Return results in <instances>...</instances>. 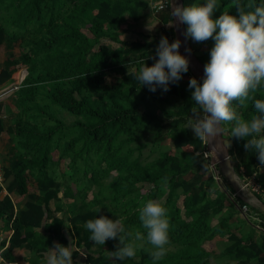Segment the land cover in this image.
Here are the masks:
<instances>
[{"label":"trees","instance_id":"1","mask_svg":"<svg viewBox=\"0 0 264 264\" xmlns=\"http://www.w3.org/2000/svg\"><path fill=\"white\" fill-rule=\"evenodd\" d=\"M148 1L0 0V44L7 50L18 48L16 55L11 53L2 61L0 85L9 82L15 70L25 69L18 88L11 93V109L0 103V132L6 130L11 136L8 168L3 169V175L12 174L10 187L19 196L29 198L24 208L14 214L10 201L0 200V214L13 227L7 244L0 243L1 264L12 262L17 248L39 252L53 239L65 246L70 242V248L79 246L84 254L81 264H153L149 252L134 261L127 258L114 262L111 253L116 250L118 239H109L112 244L107 249L102 246L103 253L90 252L91 233L85 228L87 220L105 215L113 220L120 218L125 231L133 236L137 231L147 236L138 210L150 199L158 200L167 209L169 242L176 246L156 264H216L212 257H219L221 264H264V223L256 238L230 228L236 223L235 203L240 206L247 201L234 194L226 205L223 191L216 190L212 197L206 189L210 178L203 175L208 162L207 155L202 157L205 145L202 138L190 134L186 125L190 112L199 111L191 100L188 82L193 76L189 71L182 74L178 84L170 83L169 91L157 88L151 92L162 95L164 100L179 99L175 110H163L160 116L146 105L140 111L137 109L131 90L140 83L128 72L138 71L143 63L151 66L155 62L153 57L158 59L156 47L161 36H166L169 43L173 41L170 26L169 36L164 34L154 40L128 41L118 37L123 15L137 19ZM236 2L218 0L219 9L213 18L225 10L238 15ZM252 2L260 4L264 0ZM194 3L204 1L182 0L184 6ZM155 16L162 23L170 22L168 6L157 9ZM184 27L186 30L187 25ZM103 38L106 43H100ZM190 46L206 64L204 53ZM130 65L131 70L127 69ZM250 95L264 100V85ZM232 107L245 120L258 114L251 100L247 107L233 101ZM58 111L69 113L72 121H61L56 116ZM4 113L12 114L5 127L1 118ZM221 126L224 136V124ZM149 128L154 131V142L160 143L170 135L171 144L166 150L158 151L151 161L144 163L136 157L130 159L131 150L127 147L124 152L119 151L136 132ZM228 139V158L243 164L255 161V150L246 151V141L232 137L231 129ZM62 159L67 160L70 182L81 181L86 187H94L84 211L70 218L75 226V244L49 207L60 186L52 166ZM26 171L33 178V191L26 185ZM111 171L115 175L106 182ZM253 172L255 182L264 186V169ZM145 185H149L146 191ZM42 232L46 235L42 236ZM223 232V246L214 255L206 242ZM71 250L73 264H78L74 262L77 250Z\"/></svg>","mask_w":264,"mask_h":264},{"label":"clouds","instance_id":"2","mask_svg":"<svg viewBox=\"0 0 264 264\" xmlns=\"http://www.w3.org/2000/svg\"><path fill=\"white\" fill-rule=\"evenodd\" d=\"M218 7V0H204L202 4L190 6L178 5L172 0L173 18L178 24L187 25L186 40L214 41L210 59L204 65L203 82L195 77L188 82L191 100L199 108V111H193L190 129L195 137H215L222 132L223 123H232L231 136L246 141L243 148L255 150L258 161L264 165V100L250 95L264 85V3L237 0L234 7L238 15L225 10L214 19L213 13ZM180 46L179 39L169 43L166 36H161L156 47L158 59L153 57L155 62L151 66L143 63L138 71L128 74L142 86H147L150 92H156L157 88L169 91V84H178L182 74L189 70V59L180 54ZM185 51L191 52V49ZM250 100L258 114L245 120L237 114L232 102L238 101L241 107H247ZM138 211L139 220L147 231V242L152 246L149 250L151 259L156 264L167 254V209L158 200L150 199ZM85 228L96 244L104 245L109 239H118L116 250L111 253L114 262L136 255V246L125 243L132 233L125 231L120 218L113 220L101 215L87 220ZM134 239L142 241L145 237L137 231ZM69 244L53 242L44 254L45 264H73Z\"/></svg>","mask_w":264,"mask_h":264},{"label":"rangeland","instance_id":"3","mask_svg":"<svg viewBox=\"0 0 264 264\" xmlns=\"http://www.w3.org/2000/svg\"><path fill=\"white\" fill-rule=\"evenodd\" d=\"M163 0H149L148 5L146 9H144L140 16L137 19H132L127 13L123 15V21L121 22L120 29L118 32V37L121 39H125L128 41H134L135 39L139 41H145V40H154L157 36H161L164 34H167L169 36L168 28L170 26V22H161L157 19L155 16L156 12V5ZM198 1H204V0H198ZM219 7L217 8L216 12L218 11ZM190 44L194 49H196L198 52L204 53V59L205 63H207L210 59V49L214 45V41L212 39L204 41V42H195L191 39ZM107 39L103 38L100 39V43H106ZM6 53H18V48L11 49L8 52L5 50ZM127 69H133V66H127ZM25 74L24 67H20L19 69L15 70L12 73L11 80L7 82L3 87H7L9 85H12L15 81L22 78ZM0 87V90L3 88ZM131 94L134 97V101L137 105V109L140 111L144 105L148 106L150 109H154L158 115L163 116L162 111L163 110H175L176 107L179 105L180 101L179 99L167 97V99H163L162 95H154L152 94L145 86H142L139 84L136 88L131 90ZM12 96L11 94H9ZM9 95H4V97L7 99L5 102L8 103L6 108L8 110L11 109V100ZM5 108V107H4ZM193 111L190 112L189 118L187 120V127L189 129V132L191 135H194L192 130L190 129V121L193 120ZM10 113V112H9ZM56 116L63 121L64 123H70L73 119V116H71L69 113L64 111H58ZM12 118V114H3V122L8 123L10 119ZM50 121V120H48ZM225 127L224 136L226 138V146L228 147L230 145L229 143V134L231 125L229 123H223ZM153 130L149 128L145 132L139 131L136 132L132 136V140L127 143L123 144L122 147H120V152H124L126 147L127 149H130L131 156L130 159H133L136 157V160L139 163H144L147 161H151L160 150H166L170 143V135H166L164 139L161 140L160 143L154 142L153 140ZM171 144V143H170ZM206 154L202 155V157H205ZM231 166H234L232 168L233 170V179L234 184L236 186V189H233L231 184L226 180V178L220 173L219 169L215 166V170L212 171L209 167L208 162L205 164L206 170L204 171L203 175L206 178H210L209 180V187H206V189L209 191L210 195L213 197V194L216 192V190H221L225 193L226 198L224 199V203L227 205V200H232L234 197V194H240L247 203L244 204V206L240 205L237 206L235 203V207L238 209L236 213V223H232L230 225V228L237 232H248L255 238L257 237L258 230L262 229L261 223H264V214L259 210L257 205V198L255 196H258L261 198L260 201H264V186H260L258 183L255 182L254 179V169L262 171L264 169V165L260 164V162L257 159V156L255 155V161L253 163H246L243 164L242 162L236 160V158L233 160V158H228ZM88 175V174H87ZM86 175V177H87ZM110 176L106 178V182L108 179L115 175L114 171H111ZM147 187L149 185L144 186V191H146ZM94 187L92 185H89L86 190L82 189V192L89 198L91 191H93ZM141 193L142 190H141ZM149 197V195H148ZM81 208V207H80ZM145 239L142 241H136L134 239V236L132 235L129 238L128 243H131L136 246V255L131 258L133 261L137 260L139 255L145 252H149V250L152 248V246L147 242L146 234L141 233ZM225 232L222 234H219L214 237L213 240L206 242L207 249L211 250L213 254H218L223 246V243L225 240ZM73 244H75L72 241ZM107 244H105V248L108 247L110 241H106ZM112 244V243H111ZM75 246V245H74ZM72 249L77 250V254L80 252L82 253L83 250L80 249L79 246ZM167 252H172L175 250L176 246L173 243H168L166 245ZM80 251V252H79ZM76 260L79 258V263H82L81 256H75ZM74 258V259H75ZM212 263H222L220 262L219 257H212ZM112 263V262H111Z\"/></svg>","mask_w":264,"mask_h":264},{"label":"crops","instance_id":"4","mask_svg":"<svg viewBox=\"0 0 264 264\" xmlns=\"http://www.w3.org/2000/svg\"><path fill=\"white\" fill-rule=\"evenodd\" d=\"M16 46H14L13 49L16 50ZM5 50L8 52L10 49H6L3 44H0V68L2 67V61L6 56L9 55H16V53L8 52L6 53ZM12 76V74H11ZM6 83H2L0 87H3ZM10 100L11 96L9 95ZM7 99L2 96L0 97V103L1 106H7L8 103L5 102ZM5 104V105H4ZM4 108V107H3ZM1 118H3V114L1 115ZM8 123H5L4 127L7 126ZM5 129V128H4ZM10 134L6 130H2L0 132V164L2 166V170L8 168V157H7V151L8 146L11 144L10 142ZM66 159H62L57 162L56 165L52 166V174L54 175V179L60 184L59 190L57 191L56 198L53 202H50L49 207L52 210V216L57 220L61 221V226L64 229V231L68 232L72 235V241L74 242L76 240L74 233H75V226L70 221V218L73 217L78 212L84 211L85 203L88 202V200L91 197V194L93 191H91L89 198L82 192V189L86 190L88 186H84V184L81 181L76 182H70L68 179V176L70 174L68 167H66ZM25 174L28 177L27 180V187L29 188V191H33V178L28 175V172L26 171ZM62 174V175H61ZM11 182H12V174L4 175V181L0 185V200L7 198L10 203L13 214L16 213L18 210L23 209L25 202L29 199L26 195L19 196L14 188H11ZM28 191V192H29ZM36 193V192H35ZM81 207V208H80ZM50 220H46V223H49ZM12 224L11 221L8 220L5 215L0 214V243L3 242V244H7L8 238L10 237V234L12 232ZM43 228H38V231H41ZM22 230V229H21ZM42 236H45V233H41ZM53 242H56L54 239L51 240V243L46 245L44 250L42 251H34L29 250L25 248H17L13 251V261L9 263H3V264H45L44 260V254L48 251V248L52 247ZM107 244V243H105ZM100 244H96L93 241L89 245V251L96 254L100 251L103 253L102 246ZM73 248H76L74 245H72ZM2 248V246L0 247ZM108 248V247H107ZM105 248V249H107ZM80 252V251H79ZM81 258L84 257L83 253L76 254V256ZM76 260V258L74 259ZM79 258L77 261H74L75 263H79ZM1 264V263H0Z\"/></svg>","mask_w":264,"mask_h":264},{"label":"water","instance_id":"5","mask_svg":"<svg viewBox=\"0 0 264 264\" xmlns=\"http://www.w3.org/2000/svg\"><path fill=\"white\" fill-rule=\"evenodd\" d=\"M168 1V11L170 15V28L172 31L173 41L179 39L181 41L180 54L186 56L189 59V73L195 77L200 83L203 82L204 75V63L200 61L194 54L188 39L184 36L185 27L184 24H178L172 16V0ZM175 3L182 5V0H175ZM190 48L191 52H186L185 49ZM222 127V126H221ZM205 145V151L208 154V164L212 171L215 170V166L219 169L220 173L231 184L233 189H236L233 179V170L231 163L228 159V147L225 143V137L222 132L215 137L202 138ZM259 210L264 214V203L257 200Z\"/></svg>","mask_w":264,"mask_h":264},{"label":"built area","instance_id":"6","mask_svg":"<svg viewBox=\"0 0 264 264\" xmlns=\"http://www.w3.org/2000/svg\"><path fill=\"white\" fill-rule=\"evenodd\" d=\"M168 6V1L167 0H163V1H160L157 5H156V9H162V8H165ZM173 42V41H172ZM171 42V43H172ZM22 78H20L19 80L15 81L12 85H9L7 87H3L1 90H0V97L4 96V95H9L11 94L13 91H15L17 88H18V85L20 83ZM206 152V151H205ZM207 156V152L205 153ZM4 181V175H3V170H2V166L0 164V185L3 183ZM244 206V204L242 205Z\"/></svg>","mask_w":264,"mask_h":264}]
</instances>
